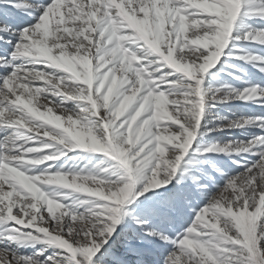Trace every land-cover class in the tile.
I'll use <instances>...</instances> for the list:
<instances>
[{"label":"snow or ice","instance_id":"6c2138e0","mask_svg":"<svg viewBox=\"0 0 264 264\" xmlns=\"http://www.w3.org/2000/svg\"><path fill=\"white\" fill-rule=\"evenodd\" d=\"M0 264H264V0H0Z\"/></svg>","mask_w":264,"mask_h":264}]
</instances>
